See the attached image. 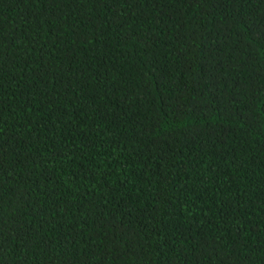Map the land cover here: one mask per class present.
Listing matches in <instances>:
<instances>
[{
  "label": "trees",
  "instance_id": "1",
  "mask_svg": "<svg viewBox=\"0 0 264 264\" xmlns=\"http://www.w3.org/2000/svg\"><path fill=\"white\" fill-rule=\"evenodd\" d=\"M0 264H264V0H0Z\"/></svg>",
  "mask_w": 264,
  "mask_h": 264
}]
</instances>
